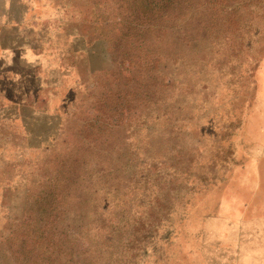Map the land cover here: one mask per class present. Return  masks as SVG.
Segmentation results:
<instances>
[{"label":"rangeland","instance_id":"1","mask_svg":"<svg viewBox=\"0 0 264 264\" xmlns=\"http://www.w3.org/2000/svg\"><path fill=\"white\" fill-rule=\"evenodd\" d=\"M58 1L81 84L1 126L0 264H264V0Z\"/></svg>","mask_w":264,"mask_h":264},{"label":"crops","instance_id":"2","mask_svg":"<svg viewBox=\"0 0 264 264\" xmlns=\"http://www.w3.org/2000/svg\"><path fill=\"white\" fill-rule=\"evenodd\" d=\"M58 3L0 0V129L21 127L29 144L30 127L64 118L81 84V34L68 29Z\"/></svg>","mask_w":264,"mask_h":264}]
</instances>
